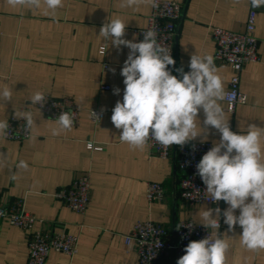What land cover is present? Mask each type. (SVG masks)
Here are the masks:
<instances>
[{"label":"crops","instance_id":"crops-1","mask_svg":"<svg viewBox=\"0 0 264 264\" xmlns=\"http://www.w3.org/2000/svg\"><path fill=\"white\" fill-rule=\"evenodd\" d=\"M183 4V16L177 26L175 44L176 69L187 72L192 54L213 55L215 44L211 28L242 32L250 0H169ZM121 0H63L55 15L40 9L12 8L0 0V88L13 90L12 102L0 104V120L15 118L24 103L37 91L54 98L72 97L82 109L79 125L53 135L55 120L46 118L31 107L36 125L31 137L23 142L0 137V204L15 199L25 200V209L44 221L46 229H63L79 236L74 258L52 252L46 264H138L133 246L125 244L137 222L152 221L166 227L173 236L177 224L192 220L201 225L199 213L217 206L187 205L179 198L177 152L170 159L151 156L147 146L134 149L121 142L120 130L111 121L112 109L123 99L125 85L121 69L129 49H116L99 37L107 19L119 17L127 24L125 39L133 40L135 31L147 25L152 10L151 0L135 7H120ZM255 36L264 57V7L256 17ZM109 46L99 54L101 45ZM227 91L231 68L215 61ZM104 64L108 67L105 69ZM114 70V71H113ZM107 86L109 89H102ZM119 88V95L113 89ZM240 90L247 103L236 106L233 113L225 109L233 132L246 131L249 124L264 127V63H250L241 73ZM104 110V118L94 125L89 111ZM26 111V110H25ZM199 119L201 126L203 113ZM199 124V121L197 122ZM220 139L211 129L203 142ZM93 141L101 151H90ZM195 142H202L197 137ZM264 145V140H262ZM25 161L27 169L19 168ZM83 173L91 176V202L85 215H79L53 197L54 192L69 185ZM16 179L13 180L12 176ZM148 182L164 186L161 202L146 200ZM222 211L227 208L224 202ZM237 214H239L237 210ZM219 232H227L220 219ZM41 225L37 223L35 229ZM242 229L227 232L231 245L226 264H264V250L244 248L238 236ZM227 239L228 237L225 236ZM29 233L0 220V264H27ZM160 264H176L172 256Z\"/></svg>","mask_w":264,"mask_h":264},{"label":"clouds","instance_id":"clouds-1","mask_svg":"<svg viewBox=\"0 0 264 264\" xmlns=\"http://www.w3.org/2000/svg\"><path fill=\"white\" fill-rule=\"evenodd\" d=\"M42 2L53 16L63 6V0H6L12 8L29 9H40ZM142 2L121 0L120 7H135ZM151 3L157 6L156 0ZM250 3L252 8L264 7V0ZM126 26L119 17L107 19L98 35L118 50L121 46L129 49L120 73L125 85L123 99L116 102L111 115L114 127L120 130L121 142L134 149H142L149 139L165 147H183L197 137L203 142L211 129L220 134V139L213 142L196 165V175L206 186L207 198L213 203L223 201L227 208L223 211L219 207L206 208L199 213L200 224L212 231L206 238L190 241L176 264H226L231 247L227 232L234 233L237 226L242 229L238 238L244 248L252 252L264 250V127L249 124L246 131L231 130L222 102L233 101L218 74L213 55L192 54L189 71L185 72L183 67L176 69L178 78L169 68L176 64L171 50L157 42L156 32L148 30L142 41L135 42V38H124ZM108 47L101 45L100 56L105 55ZM113 92L119 95L120 89L114 88ZM12 99L11 88H0V104ZM29 101L32 106H42L46 97L37 91ZM201 112L203 126L199 119ZM15 118L25 121L29 133L36 125L31 110L15 111ZM91 118L100 117L91 111ZM55 123L58 127L52 130L53 135L71 130L74 114L61 112ZM8 129V120H0V137H6ZM18 167L27 169L28 165L20 161ZM221 217L227 225L224 234L219 232Z\"/></svg>","mask_w":264,"mask_h":264},{"label":"built area","instance_id":"built-area-1","mask_svg":"<svg viewBox=\"0 0 264 264\" xmlns=\"http://www.w3.org/2000/svg\"><path fill=\"white\" fill-rule=\"evenodd\" d=\"M156 5V7L152 6L146 27L135 31V42L143 40L144 32L153 30L157 34V42L170 49L171 55L176 61L177 26L183 16V4L169 0H156ZM258 10L259 8H252L250 4L242 32L211 28V39L215 44L214 59L218 63L228 65L232 72L227 92L229 99L233 102L229 104L228 101H225L226 110L229 113H233L236 106L247 103V96L240 90L241 73L244 66L250 63H264V57L259 53L260 41L255 36ZM103 67L106 69L108 65L104 64ZM169 68L174 74L175 67L169 66ZM102 89L107 90L109 88L102 86ZM45 97L46 101L42 106H32L30 101H26L22 111L33 107L51 120H55L61 112L70 111L74 114L72 128L79 125L82 109L72 97L54 98L48 94H45ZM91 111L99 114V120L91 118ZM91 111H89L91 121L97 125L104 118L105 113L99 109ZM8 123V135L4 137L6 140L23 142L31 137V132L29 133L24 127V120L11 118ZM89 144L92 145L91 148ZM146 146L151 156L163 160L170 159L173 150H176L177 167L181 174L178 186L179 198L183 203L187 205L223 206V201L213 203L207 198L206 186L201 178L196 175V165L213 146L212 143L190 141L183 147L178 145L165 147L149 139ZM87 149L90 151L102 150L93 141L87 142ZM165 196L166 192L162 184L147 183L145 197L149 204L161 202ZM53 197L73 212L85 215L91 202L90 174L83 173L69 185L58 188ZM0 220L29 233L27 264H46L52 252L64 254L71 259L78 253L79 236L71 235L63 229H46L44 221L26 211L25 200L22 198L12 200L6 205L0 204ZM37 223L41 226L35 229ZM211 231V229L207 230L192 220H185L177 224L172 236L163 225L144 221L137 222L130 234L124 237V240L127 246L134 247L138 255V264H160L167 256H172L176 262L185 254L184 248L190 241L206 238Z\"/></svg>","mask_w":264,"mask_h":264}]
</instances>
